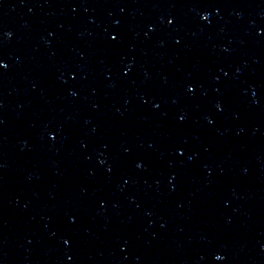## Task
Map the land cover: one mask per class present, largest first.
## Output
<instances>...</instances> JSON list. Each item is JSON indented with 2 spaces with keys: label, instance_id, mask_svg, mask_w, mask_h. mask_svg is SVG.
<instances>
[{
  "label": "water",
  "instance_id": "1",
  "mask_svg": "<svg viewBox=\"0 0 264 264\" xmlns=\"http://www.w3.org/2000/svg\"><path fill=\"white\" fill-rule=\"evenodd\" d=\"M0 59V264H264V0H0Z\"/></svg>",
  "mask_w": 264,
  "mask_h": 264
},
{
  "label": "snow or ice",
  "instance_id": "2",
  "mask_svg": "<svg viewBox=\"0 0 264 264\" xmlns=\"http://www.w3.org/2000/svg\"><path fill=\"white\" fill-rule=\"evenodd\" d=\"M205 18H207V17H205ZM171 22V21H170ZM5 65H4V62H3V60L2 59H0V67H4ZM217 259H222V257H217Z\"/></svg>",
  "mask_w": 264,
  "mask_h": 264
}]
</instances>
